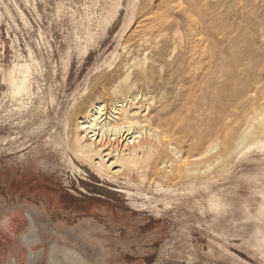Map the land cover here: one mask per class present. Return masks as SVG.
Returning a JSON list of instances; mask_svg holds the SVG:
<instances>
[{
    "label": "rangeland",
    "instance_id": "374dc122",
    "mask_svg": "<svg viewBox=\"0 0 264 264\" xmlns=\"http://www.w3.org/2000/svg\"><path fill=\"white\" fill-rule=\"evenodd\" d=\"M131 94L191 171L113 173L67 148L75 114ZM54 246L84 264H264V0H0V264H50Z\"/></svg>",
    "mask_w": 264,
    "mask_h": 264
},
{
    "label": "bare ground",
    "instance_id": "6f19581e",
    "mask_svg": "<svg viewBox=\"0 0 264 264\" xmlns=\"http://www.w3.org/2000/svg\"><path fill=\"white\" fill-rule=\"evenodd\" d=\"M119 1L113 0V5L118 4ZM152 17L150 25H155L159 22L157 24L159 27L166 26L162 23L163 20L155 23L156 17L154 15ZM115 99L117 100L112 101L110 104L97 102L89 105L88 110L82 115L75 114L71 122H67V141L71 145H67V148L69 147L70 149L71 147L76 152H79L80 156L88 161L91 166L100 170L111 169L113 173L119 172L121 166H127L131 169L152 164V167L156 169L158 166L170 167L177 162L179 164L177 169H179L180 163L182 164L183 162L177 157V154L179 155V152H176L177 149L171 148L169 146L171 143H164L151 120L145 119V115H142L141 109L147 106L150 99L146 98L145 95L132 96V94L126 98ZM241 138L236 139L235 143H239ZM230 141L231 139L227 142L229 143ZM216 148L217 146L214 144L207 150L205 149V152H202L203 154H197L198 156L194 159L196 165L201 166L204 163L203 165L207 167L203 161ZM181 168L185 170L184 172L191 171L190 164L182 165ZM30 223L32 227L29 230V237L34 240L37 237L36 228L32 221ZM55 249H53V253L56 251ZM56 252L67 256L64 261L71 259L74 263L78 261L80 264H84L69 251L58 250ZM34 260V255H31L30 264Z\"/></svg>",
    "mask_w": 264,
    "mask_h": 264
},
{
    "label": "flooded vegetation",
    "instance_id": "af4514ba",
    "mask_svg": "<svg viewBox=\"0 0 264 264\" xmlns=\"http://www.w3.org/2000/svg\"><path fill=\"white\" fill-rule=\"evenodd\" d=\"M26 218L28 219L29 222L32 221L31 218H30V216H29L28 214H26ZM54 248H56V247L54 246V247H52V249H51L50 264H52V263H51V258H52V254H53V249H54Z\"/></svg>",
    "mask_w": 264,
    "mask_h": 264
}]
</instances>
